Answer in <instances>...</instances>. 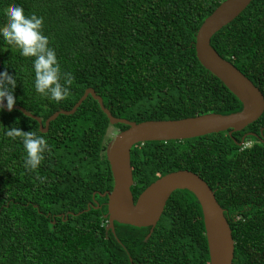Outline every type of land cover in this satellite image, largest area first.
<instances>
[{
    "label": "trees",
    "instance_id": "16d2710c",
    "mask_svg": "<svg viewBox=\"0 0 264 264\" xmlns=\"http://www.w3.org/2000/svg\"><path fill=\"white\" fill-rule=\"evenodd\" d=\"M223 1L0 0V26L14 5L43 17V34L74 79L59 102L38 94L32 58L2 37L0 71L17 75L14 105L43 124L72 110L89 88L113 116L136 123L235 113L241 102L200 64L195 49L199 28ZM211 46L264 95V0H253ZM111 127L128 128L111 126L92 96L45 133L18 110L0 112V264H210L201 206L188 190L172 193L150 236L151 227L115 223V232L107 230L108 199L100 194L113 188L106 155ZM12 129L19 135H8ZM24 131L49 145L33 171L24 167ZM246 133L256 136L240 146ZM131 164L135 201L166 174L199 175L225 210L233 264H264V113L232 136L138 144Z\"/></svg>",
    "mask_w": 264,
    "mask_h": 264
},
{
    "label": "water",
    "instance_id": "95a60500",
    "mask_svg": "<svg viewBox=\"0 0 264 264\" xmlns=\"http://www.w3.org/2000/svg\"><path fill=\"white\" fill-rule=\"evenodd\" d=\"M253 0H225L209 15L196 34L195 49L200 64L217 77L241 102L242 109L228 115L208 113L179 120L145 121L136 123L116 118L104 106L103 99L89 88L70 111L61 110L51 115L43 124L40 117L33 115L21 106L13 110L22 112L39 123L41 132L48 131L50 123L59 115L74 114L89 97L98 101L101 110L109 119L110 125H127L109 143L106 149L110 165L113 188L100 194L107 197V230L115 232V223L137 227H151L150 234L159 222L173 192L188 190L198 200L204 221L210 264H233L235 242L232 230L225 216V210L218 203L215 192L196 173L179 170L166 174L149 185L135 201L132 193L133 168L131 150L134 146L151 141H181L209 134L229 132L232 136L256 122L264 113V95L255 84L231 62L223 59L211 46V39L222 28L235 20ZM6 103V102H5ZM6 112L9 111L6 107ZM263 134V130H261ZM254 133H246L240 146L249 141ZM95 207L99 208L98 202ZM89 205L86 211H89ZM148 236V237H149ZM132 261V260H131ZM131 264H133L131 262Z\"/></svg>",
    "mask_w": 264,
    "mask_h": 264
},
{
    "label": "clouds",
    "instance_id": "9594fccd",
    "mask_svg": "<svg viewBox=\"0 0 264 264\" xmlns=\"http://www.w3.org/2000/svg\"><path fill=\"white\" fill-rule=\"evenodd\" d=\"M42 27L43 17L35 13L26 15L20 5H14L5 10V23L0 26V37L12 48L18 49L21 56L32 58L35 91L59 102L70 94L69 85L74 77L71 72L62 70L56 51L50 46L49 38L43 34ZM16 86V74L13 75L7 69L0 71V112L5 107L9 111L13 109L16 103ZM8 135L15 137L19 132L12 129ZM21 142L24 149V167L28 171L36 170L49 149L46 138L24 131Z\"/></svg>",
    "mask_w": 264,
    "mask_h": 264
},
{
    "label": "rangeland",
    "instance_id": "374dc122",
    "mask_svg": "<svg viewBox=\"0 0 264 264\" xmlns=\"http://www.w3.org/2000/svg\"><path fill=\"white\" fill-rule=\"evenodd\" d=\"M120 131L118 129H115L114 127H111L109 129V134H108V137L109 139H113ZM109 142V141H108ZM108 142H107V145H108ZM111 142V141H110Z\"/></svg>",
    "mask_w": 264,
    "mask_h": 264
},
{
    "label": "flooded vegetation",
    "instance_id": "af4514ba",
    "mask_svg": "<svg viewBox=\"0 0 264 264\" xmlns=\"http://www.w3.org/2000/svg\"><path fill=\"white\" fill-rule=\"evenodd\" d=\"M165 209H166V206H165ZM164 212H165V210H164ZM164 212H163V214H164ZM163 214H162V216H163ZM162 216H161V217H162ZM116 223H117V222H116Z\"/></svg>",
    "mask_w": 264,
    "mask_h": 264
}]
</instances>
